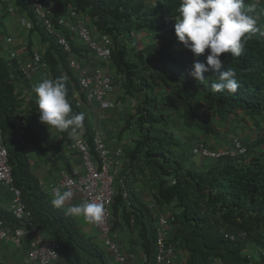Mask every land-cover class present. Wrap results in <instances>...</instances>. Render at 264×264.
Segmentation results:
<instances>
[{
    "label": "trees",
    "instance_id": "1",
    "mask_svg": "<svg viewBox=\"0 0 264 264\" xmlns=\"http://www.w3.org/2000/svg\"><path fill=\"white\" fill-rule=\"evenodd\" d=\"M14 2L32 20L30 37L42 44L48 78L59 90L60 104L50 112L72 120L76 137H83L95 154L93 135L102 116L97 125L91 112L111 109L87 101L55 36L43 30L26 0ZM48 5L55 33L66 37L82 61L94 54L62 28V18L81 16L93 34L111 38V58L107 64L98 60L99 65L112 73L120 99L133 102L120 134L114 135L122 141L125 131L129 133L127 142L118 146L129 196L124 199L117 186L112 229L138 230L145 264L154 263L156 219L137 193L144 187L150 204L172 211L170 241L186 254L184 264H264V0H51ZM165 17L178 21L170 34L159 33ZM1 30L0 22V50ZM13 74V63L0 53L1 141L33 226L60 245L53 264H117L103 242L80 232L30 173L17 134L20 100ZM209 115L256 129L254 138L244 141L246 156L200 157L204 164L189 158L195 143L206 141L184 137L183 130L190 136L200 130L202 137L212 134L213 141L221 142ZM66 171L72 175L71 169ZM0 218L18 225L10 212ZM223 228L245 237L226 240Z\"/></svg>",
    "mask_w": 264,
    "mask_h": 264
},
{
    "label": "built area",
    "instance_id": "2",
    "mask_svg": "<svg viewBox=\"0 0 264 264\" xmlns=\"http://www.w3.org/2000/svg\"><path fill=\"white\" fill-rule=\"evenodd\" d=\"M32 13L40 21L43 30L54 35L57 44L66 53L69 68L75 72L78 87L88 102H96L102 109L110 107L107 96L111 93L114 83L112 73L103 68L111 57L113 41L110 37L96 38L92 36L91 31L85 25V22L77 18L74 21L67 16L62 18L59 23L62 28L69 30L93 52L96 60L104 65H98L90 69L82 64L81 59L74 56L72 47L64 35L55 33L53 26V10L48 4L51 0H26ZM74 14H72V17ZM170 19H164V27L160 33L168 30ZM12 42L11 38L7 39ZM14 63V71L22 76L29 74L41 75L45 77L48 72L47 64L43 60L41 53H34L31 56H24L13 52L10 55ZM59 94V91L57 90ZM232 146H228L219 151H209L202 144H198L194 153H201L208 158H219L224 156H237L246 152L245 148L238 140L232 141ZM71 149L80 154L83 162L84 174H69L66 170H61V179L58 186L65 189L69 195L80 194L85 208L95 213V226L98 229L104 245L113 254L117 264H132L135 258L134 254H126L121 251V245L117 241L118 231L112 229L114 217L111 212L113 198L116 195V188L120 186L122 196L128 199L129 187L121 171L124 166L123 149L121 147L115 150L107 148L102 131L97 128L93 135L92 153L88 142L83 137H76L70 145ZM0 184L8 188L11 193V202L9 212L12 214L16 226L7 224L0 218V242L20 245L21 239L27 234L24 226L37 232L39 229L32 224V215L27 210L23 200L21 190L15 186L12 170L8 164V151L1 141L0 132ZM174 184V181H171ZM128 204V203H127ZM156 206L149 207L153 211ZM155 211V210H154ZM155 244H154V262L155 264H175L178 258L174 245L170 242L172 211L169 209L158 210L155 213ZM224 237L228 240H234V236L222 231ZM60 245L52 239L40 240L28 253L25 258L26 264H52L59 259Z\"/></svg>",
    "mask_w": 264,
    "mask_h": 264
},
{
    "label": "crops",
    "instance_id": "3",
    "mask_svg": "<svg viewBox=\"0 0 264 264\" xmlns=\"http://www.w3.org/2000/svg\"><path fill=\"white\" fill-rule=\"evenodd\" d=\"M10 7L12 11H9ZM0 22L5 32L1 38L2 48L0 50L4 58H8L13 51L22 52L24 50L27 56L43 52L39 39L36 36L30 37L34 26L32 20L24 10L19 9L14 0H0ZM7 38H12V44H7ZM30 41L32 46L29 45ZM83 60V63L90 69L100 63L92 54L87 57V60L85 58ZM12 79L20 100L17 134L25 146L30 173L37 178L39 188L49 196L57 208L72 219L80 232L87 238L97 239L102 243L103 239L95 226V213L85 208L80 194L71 196L65 189L58 186L61 170L71 169L72 174L76 172L78 175H83L84 167L80 154L70 147L71 142L76 138V131L72 126L73 121L49 110L51 106L55 107L60 104L55 85L47 76L42 77L40 74L22 78L14 72ZM114 89L119 88L114 86L107 97L110 108L112 107L111 98H113L111 94H116ZM42 91L45 93L41 94ZM99 112L98 107L91 112L94 120L101 117ZM100 129L105 135V143L110 150H115L119 145L127 142L125 139L121 141L115 138L116 133L110 129H103L101 126ZM140 189L141 191L137 193L141 192V202L151 205L146 191H142L144 187L138 190ZM11 198L8 188L0 184V215L9 212ZM24 228L27 229V234L21 239L20 245L0 242V260L5 264H26L27 253L40 240L48 239V235L40 229L35 232L27 226ZM120 232L118 231L117 241L121 245V251L134 254L132 264H145L147 258L141 246L138 230L130 231L122 227ZM103 246L107 249L104 244ZM178 254L176 264H184L186 254L183 252H178Z\"/></svg>",
    "mask_w": 264,
    "mask_h": 264
},
{
    "label": "rangeland",
    "instance_id": "4",
    "mask_svg": "<svg viewBox=\"0 0 264 264\" xmlns=\"http://www.w3.org/2000/svg\"><path fill=\"white\" fill-rule=\"evenodd\" d=\"M1 32H2V37H3V35L5 34L4 28H2ZM154 38L156 39L157 37L151 36V39H154ZM114 91H116V94L114 93L111 94L113 98H111L112 107L110 108L111 109L110 112L104 111V112L98 113L99 116H102L101 123L99 125L105 126L107 128H111L113 129L114 132H116V134L118 133L120 134L121 129L123 128V125H124V119L127 118V115H128L127 113L132 110L133 102L122 101L120 99L122 97L121 91L119 89L118 90L114 89ZM109 114L110 115L112 114V116H117V117H115V119H113L114 117L110 118ZM104 119L106 120V122L102 124V120ZM92 120L96 124L99 119L97 118L96 120H94L93 118L91 119V121ZM208 120L214 132L216 131L218 132V137L216 136V138H219L221 142L216 143L215 141H213L214 139H213L212 134H207L205 137H202L201 136L202 133L200 130H195L192 136L188 135V133L185 130H183L184 137H188L193 141H196L197 139L205 140L209 148L215 149V148H219L220 146L224 145L225 142H227L229 139L234 138V137L246 139L247 137L250 138L252 136L254 138L257 132L254 127L249 126L246 122L240 124L239 122H236L234 119H229L226 122L222 123L214 115H209ZM123 135H124L123 137L127 139V136H129V133L125 131ZM189 158L193 159V161L196 164H198L199 162L201 164H204L203 160L200 157H189Z\"/></svg>",
    "mask_w": 264,
    "mask_h": 264
},
{
    "label": "clouds",
    "instance_id": "5",
    "mask_svg": "<svg viewBox=\"0 0 264 264\" xmlns=\"http://www.w3.org/2000/svg\"><path fill=\"white\" fill-rule=\"evenodd\" d=\"M9 11H12V8L10 7L9 8ZM69 19H71L72 21H74L75 19H77V18H80V19H82L84 22H85V20L83 19V18H81L80 16H78V15H76V14H74V16L72 17V16H67ZM165 18H168V19H170V24H169V28H168V30H166L165 32H162V33H171L172 32V28H173V25H174V23H178V21L177 20H174V19H172V18H169V17H165ZM164 18V19H165ZM85 25L87 26V24H86V22H85ZM164 27V26H163ZM162 27V28H163ZM87 28L89 29V27L87 26ZM90 30V29H89ZM162 30V29H161ZM160 30V31H161ZM69 31V30H68ZM91 31V30H90ZM70 32V31H69ZM70 33H72V32H70ZM91 33H92V31H91ZM160 33V32H159ZM73 34V33H72ZM75 37H76V35L75 34H73ZM92 36L93 37H96V38H100V37H103V36H97V35H95V34H93L92 33ZM106 37H108V36H106ZM66 38V37H65ZM8 39V38H7ZM7 39H6V42H7ZM12 39V38H11ZM76 40H78V42L80 41L77 37H76ZM12 42H13V40H12ZM12 42L11 43H8L7 42V44H12ZM80 43H82L81 41H80ZM85 46V45H84ZM86 47V46H85ZM87 48V47H86ZM113 49V48H112ZM72 51H73V49H72ZM13 52H17V51H13ZM13 52H11L9 55H8V59L13 63V60L11 59V57H10V55L13 53ZM112 52V51H111ZM17 53H20V54H22V55H24L25 56V52H24V50L22 51V52H17ZM39 53V52H38ZM41 53V52H40ZM42 54V53H41ZM74 54V53H73ZM27 56V55H26ZM111 58V57H110ZM82 61V60H81ZM82 63H83V61H82ZM13 65H14V63H13ZM71 70V69H70ZM13 71H14V66H13ZM15 72V71H14ZM15 74H18L17 72H15ZM30 75H33V74H29L28 76H30ZM18 76H20V77H24V78H26V77H28V76H22V75H20V74H18ZM47 78H48V72H47ZM56 88V87H55ZM57 88H56V92H57ZM59 91V90H58ZM45 93V91H42L41 92V94H44ZM58 94V93H57ZM108 101V100H107ZM109 102V101H108ZM110 104V103H109ZM110 108V107H109ZM252 139H253V137H252ZM233 140H238L240 143H241V145L245 148V150H246V152L244 153V154H242V155H237V156H224V157H219V158H208V157H206V156H203L201 153H194L193 151H194V149L196 148V146L198 145V144H202L207 150H209V151H219V150H221V149H223V148H226V147H228V146H230L231 145V143H232V141ZM246 139H243V138H239V137H234V138H231V139H229V144L230 145H226V146H224L223 145V147H219V148H215V149H211V148H209V146L205 143V142H199V143H195V145L192 147V149H191V155L193 156V157H202V158H205V159H209V160H217V159H220V158H225V157H229V158H233V157H243V156H246V154H247V147H246V145L244 144V141H245ZM151 205H153V204H151ZM151 205H149L148 206V208L151 206ZM156 206V205H155ZM156 208H157V206H156ZM163 209H168V208H163ZM155 210V211H154ZM154 210L153 211H151L150 209H149V211L151 212V213H153V214H155L154 212H156V211H158V209H155L154 208ZM160 210H162V209H160ZM170 210V209H169ZM154 217H155V215H154ZM155 219H156V217H155ZM155 224H156V222H155ZM222 231H224V232H226L227 234H230V235H232V236H234V240L237 238V237H239V238H243V237H245V235L244 234H242V233H240V234H238V235H236V234H233V233H228L224 228L221 230V233H222ZM170 236H171V234H170ZM224 236V235H223ZM225 238V237H224ZM226 239V238H225ZM226 240H228V239H226ZM234 240H229V241H234ZM171 242V241H170ZM103 244H104V242H103ZM175 248V247H174ZM108 249V248H107ZM109 250V249H108ZM110 251V250H109ZM175 251H176V249H175ZM177 252V255H179L178 254V251H176ZM111 253V252H110ZM112 254V253H111ZM113 255V254H112ZM114 257V256H113ZM178 259V258H177ZM59 260V259H58ZM177 262V261H176ZM53 264V263H52ZM154 264H155V262H154ZM176 264V263H175Z\"/></svg>",
    "mask_w": 264,
    "mask_h": 264
}]
</instances>
